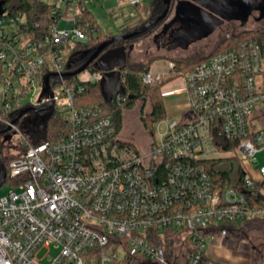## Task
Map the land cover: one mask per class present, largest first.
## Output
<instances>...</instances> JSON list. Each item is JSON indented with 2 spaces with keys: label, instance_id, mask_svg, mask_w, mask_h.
I'll list each match as a JSON object with an SVG mask.
<instances>
[{
  "label": "built area",
  "instance_id": "1",
  "mask_svg": "<svg viewBox=\"0 0 264 264\" xmlns=\"http://www.w3.org/2000/svg\"><path fill=\"white\" fill-rule=\"evenodd\" d=\"M97 1L50 2L56 22L39 38L20 31L23 16L0 15V122L16 129L5 120L13 110L52 100L68 125L57 141H22L25 150L6 169L0 166L1 186L8 180L14 188L0 197V264H173L165 254L167 239L187 246L182 264H202L207 238L225 239V226L264 217V209H250L234 189L214 187L199 164L234 156L245 187L263 188L264 162L252 165L264 154L261 47L244 40L182 75L185 115L162 121L158 137L140 152L116 134L104 106L82 100L102 72L67 83L50 77L52 98L35 100L44 76L64 73L70 50L87 41L83 14ZM173 68L166 62L164 71L149 70L138 80L160 85ZM59 83L56 94L52 86Z\"/></svg>",
  "mask_w": 264,
  "mask_h": 264
},
{
  "label": "trees",
  "instance_id": "2",
  "mask_svg": "<svg viewBox=\"0 0 264 264\" xmlns=\"http://www.w3.org/2000/svg\"><path fill=\"white\" fill-rule=\"evenodd\" d=\"M173 3L174 0H171L166 17L159 23L150 27L145 33L126 41L113 43L111 47H114L115 44L125 45V43L141 38L149 31L158 28V26L168 18L172 10ZM139 6L140 4L137 0V2L134 4V7L137 11L139 10ZM0 9L2 13H5L7 16H23L25 21L22 25H20V31L33 34L37 38L45 35L48 31V28L56 22L57 18L56 16L51 15L54 6L44 0H0ZM164 9V0H150L147 16L144 19H140L135 26L130 28L126 27L119 30L116 35H124L136 31L148 21L158 17ZM83 22L88 24L87 41L85 43L78 44L77 47L82 52L81 56L73 58L71 61H69V64L65 69L66 72H71L79 68L99 44L112 37L111 35L103 32L89 9L83 14ZM248 39H253L258 42L264 57V24H262L252 30H242L235 34H227L219 42L216 49L205 57L190 61L183 59L171 60V62L174 64V68L168 71L167 75L158 86L149 87L140 83L138 80V77L141 73L149 71V64L138 66H130L126 64V67L120 70V83L124 89L123 95H120L118 99L114 97L112 98L111 102L106 103L102 97L99 82H95L91 83L87 92L82 94V100L88 104L98 103L101 106H104L108 115H110L112 118L117 135L120 134L122 128L124 111L131 110L136 100L141 99L149 102L148 112H141L139 119L144 131L149 135L150 139H153L154 124L167 119L162 101V88L169 82L179 79L182 75L192 71L198 64L209 57L233 48L240 42ZM86 70H89L90 72H100L94 69L92 64H90ZM65 80L69 82L72 80V78H65ZM54 81V78L49 80L50 84ZM45 106H47V104H43L41 108ZM24 108H26V106H21L13 110L10 115L5 117V120L11 122ZM182 115H185V113ZM25 116H31L38 119L37 126L30 130L27 129L23 123V118ZM14 125L17 131L21 133V142L19 143L17 153L9 154L5 148V145L0 142V166L4 167L5 169L11 160L16 158L19 153L25 150L22 146V141L28 142L30 145H37L45 140L57 141L62 139L68 132L66 119L54 108L47 110L45 113L28 112L19 118ZM5 128V124L0 122V130ZM6 133L0 135V139ZM220 141L223 140L221 139ZM127 143L134 146L130 142ZM223 144L225 150L234 149V145L230 143ZM199 164L208 175L214 187H218L220 189L232 188L236 192L243 195L246 204L250 209H264V189L259 186L255 192H250L245 187L244 183L246 174L243 170V167L234 156L229 158L202 160L199 162ZM225 229L227 230L226 236L246 238V232L252 231L257 235H260L259 237L262 238L264 237V217L254 216L250 219L244 220L243 222H236L225 226ZM168 240L169 239H167L165 243V254L167 256H169L171 253L172 247V241ZM154 243L157 245L159 244V242L156 241H154ZM127 262L128 264H150L144 261V259H129ZM211 263L213 262L206 258L202 259V264ZM213 264L216 263L214 262Z\"/></svg>",
  "mask_w": 264,
  "mask_h": 264
},
{
  "label": "rangeland",
  "instance_id": "3",
  "mask_svg": "<svg viewBox=\"0 0 264 264\" xmlns=\"http://www.w3.org/2000/svg\"><path fill=\"white\" fill-rule=\"evenodd\" d=\"M44 1L53 3L56 0ZM138 1L140 2V0ZM90 9L104 33L112 37L119 36L116 34L121 30L119 28L120 21H114L110 17L111 15L104 12L102 8L90 5ZM147 13L148 6L145 14H141L138 11L136 23L127 27L135 26L140 19H144L147 16ZM262 24H264V0H174L168 18L158 28L149 31L141 38L125 43L127 50L130 46L132 47L130 51H127V64L130 66L149 64V70L164 71L166 62L179 59L190 61L205 57L216 49L219 42L227 34H235L242 30H252ZM161 28L162 31L158 34ZM118 45L115 44L114 46ZM77 46L78 44H75L74 48L71 49L70 44L65 45L67 50L71 49L68 57L69 61L81 56L82 52ZM89 72V70H85L77 77L86 78L89 76ZM7 80L11 83L14 82L13 77H9ZM64 83H67L65 79ZM61 87L62 85L59 83L56 87L52 86V89L54 93L58 94ZM174 89L185 96L183 82L179 78L169 82L162 88V99L166 95L170 96ZM46 97L47 94L42 91L35 96V100L38 101ZM148 110L149 102L140 99L135 101L131 110L123 113L119 137L123 141L133 144L140 152H146L152 141L144 131L139 119L140 113H147ZM23 123L30 130L37 126L38 119L25 116ZM153 127L154 137L157 138L164 128V123L157 122ZM20 138L21 133L17 129H12L1 137L0 142L5 145L9 154H14L18 151V146L21 142ZM263 162L264 154H257L252 165L253 167H258ZM12 189H14L13 185L7 180L0 187V197ZM259 236L249 231L246 232V238L226 236L225 241L232 244L237 243L246 252L248 251L250 264H264V237L261 238ZM212 240L207 238L206 244L210 245L213 242ZM171 249L167 259L172 261L173 264H182L187 254V246L176 240L173 242ZM41 255L39 256L41 257ZM215 263L222 264L219 262Z\"/></svg>",
  "mask_w": 264,
  "mask_h": 264
},
{
  "label": "water",
  "instance_id": "4",
  "mask_svg": "<svg viewBox=\"0 0 264 264\" xmlns=\"http://www.w3.org/2000/svg\"><path fill=\"white\" fill-rule=\"evenodd\" d=\"M171 0H164L165 9L163 12L156 18L148 21L146 24L138 28L136 31L130 32L128 34L114 36L101 44H99L96 49L92 52V54L87 58V60L76 70L71 72H64L61 74H47L44 76V92L49 95L50 99L52 98V92L50 90L49 86V78L50 77H63V78H71L74 76L79 75L83 71L86 70V68L92 64L93 68L102 72L101 79L99 81V87L102 94V97L104 98V101L106 103L111 102L112 98H114L117 95H123L124 89L120 83V70L126 67L127 64V52L126 48L124 46H120L114 49H109L106 52H104L102 55H100L107 47L112 45L113 43L119 42V41H126L129 40L135 36L141 35L145 33L150 27L153 25L159 23L161 20H163L169 10ZM2 14V11L0 9V15ZM132 47L130 46L128 48V51H130ZM53 106L52 100L47 104V106L43 108H32L27 107L22 109L17 116L11 121V124H15V122L21 118L23 115H25L28 112H34V113H40L42 111L50 110ZM10 131V126H7L5 129L0 130V135ZM2 168V166H1ZM3 170V168H2ZM5 178V173L3 172L2 180L0 182V186Z\"/></svg>",
  "mask_w": 264,
  "mask_h": 264
},
{
  "label": "crops",
  "instance_id": "5",
  "mask_svg": "<svg viewBox=\"0 0 264 264\" xmlns=\"http://www.w3.org/2000/svg\"><path fill=\"white\" fill-rule=\"evenodd\" d=\"M149 1L150 0H140V6L138 10L139 13L145 14ZM91 6L102 8L104 12L111 15L110 17L114 21H120V29L130 25H134L138 20V11L135 10L131 5V0H100L92 4ZM89 11L92 13L90 6ZM95 20L101 27L96 18ZM162 101L166 118H179L187 109L186 96L178 93L176 89L172 90V94L170 96L166 95V97H164ZM255 178L258 181L257 176H255ZM225 240L226 239L216 237L213 238V242L210 245L206 246V258L208 260L219 262L222 264H250V259L247 253L248 251L246 252V250L241 245L239 246V244L237 243L232 244L228 243Z\"/></svg>",
  "mask_w": 264,
  "mask_h": 264
},
{
  "label": "flooded vegetation",
  "instance_id": "6",
  "mask_svg": "<svg viewBox=\"0 0 264 264\" xmlns=\"http://www.w3.org/2000/svg\"><path fill=\"white\" fill-rule=\"evenodd\" d=\"M160 31H162V30H160ZM160 31L158 32V34H160ZM120 46H124V47H126L125 45H118V46H114V47H107L100 55H102L104 52H106L107 50H109V49H114V48H117V47H120ZM128 50L126 49V52H127ZM43 108V107H42ZM47 111V110H46ZM46 111H42V112H40V113H45Z\"/></svg>",
  "mask_w": 264,
  "mask_h": 264
}]
</instances>
